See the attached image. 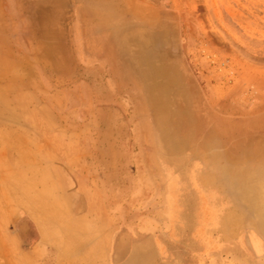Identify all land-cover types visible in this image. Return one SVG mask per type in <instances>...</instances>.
<instances>
[{
	"label": "rangeland",
	"instance_id": "374dc122",
	"mask_svg": "<svg viewBox=\"0 0 264 264\" xmlns=\"http://www.w3.org/2000/svg\"><path fill=\"white\" fill-rule=\"evenodd\" d=\"M0 95V264H151L170 186L264 176V0H0Z\"/></svg>",
	"mask_w": 264,
	"mask_h": 264
},
{
	"label": "crops",
	"instance_id": "0c3cea01",
	"mask_svg": "<svg viewBox=\"0 0 264 264\" xmlns=\"http://www.w3.org/2000/svg\"><path fill=\"white\" fill-rule=\"evenodd\" d=\"M186 190L176 187L167 190L163 231L150 238L151 264H209L215 258L220 264H229L234 256L240 255L249 263L264 264V228L262 231L255 217V191L240 192L234 184ZM208 207L216 212L209 214ZM111 243L109 241L110 248ZM110 248L105 237L101 249H93L95 255L99 250L103 256L90 260L89 264H108ZM120 264H128V261L121 260ZM136 264H141L140 260Z\"/></svg>",
	"mask_w": 264,
	"mask_h": 264
},
{
	"label": "bare ground",
	"instance_id": "6f19581e",
	"mask_svg": "<svg viewBox=\"0 0 264 264\" xmlns=\"http://www.w3.org/2000/svg\"><path fill=\"white\" fill-rule=\"evenodd\" d=\"M154 23V22H153ZM155 30V29H154ZM152 33V32H151ZM155 33V32H154ZM146 63V62H145ZM163 63V62H162ZM165 63H167V62H165ZM161 64V63H160ZM157 65V64H156ZM159 65V64H158ZM168 65V64H167ZM166 65V66H167ZM164 66V65H163ZM173 71V70H172ZM172 71H170V69L169 68H167V67H161L160 69H158V70H156V71H150V70H143L142 71V73H141V78L143 79H145V78H148L149 77V79L153 76L154 77V75H159V76H163V77H165L166 78V76H168L167 78H168V80L167 81H169L171 84L173 83V82H175V81H177L176 80V78H175V76H178L177 74L175 75L174 73H172ZM174 72V71H173ZM177 73H179V72H177ZM139 79V78H138ZM164 80H166V79H164ZM163 81V80H162ZM177 83V82H176ZM148 84V83H147ZM168 84V83H167ZM162 85V84H161ZM149 86V85H148ZM160 86V85H159ZM170 87V86H169ZM156 87H154V90L156 91V93L157 92H159V90H157V89H155ZM152 91V90H151ZM158 94V93H157ZM177 94V93H176ZM5 95V94H4ZM154 95V94H153ZM1 96V95H0ZM175 97L177 96V95H174ZM174 97V98H175ZM1 98V97H0ZM154 98H156V97H154ZM170 98V97H169ZM172 98V97H171ZM170 98V99H171ZM9 99V98H8ZM157 99H159V98H157ZM168 99V98H167ZM166 99V100H167ZM177 99V98H176ZM4 100V99H3ZM156 100V99H155ZM154 100V101H155ZM160 100V99H159ZM158 100V101H159ZM162 101V100H161ZM171 101H172V99H171ZM1 102V101H0ZM17 102V101H16ZM156 102V101H155ZM166 102V101H165ZM168 102V101H167ZM166 102V103H167ZM164 103V102H163ZM162 103V104H163ZM7 104V103H6ZM6 104H3V105H6ZM170 104H172V103H170ZM0 105H1V103H0ZM11 105V104H10ZM9 105V106H10ZM159 105V104H158ZM147 159V158H146ZM17 160V159H16ZM18 161V160H17ZM26 162H28V161H26ZM153 166V165H152ZM202 167V166H201ZM197 168H198V164L197 163H195L194 164V166H193V168H192V175H193V177H195V176H197L196 175V171H197ZM245 169V168H244ZM228 171V170H227ZM246 172V171H245ZM240 173V172H239ZM247 173V172H246ZM237 174V173H236ZM158 175V174H157ZM245 175H247V174H245ZM253 175V174H252ZM238 176V175H237ZM159 177V176H158ZM207 177V176H206ZM197 178V177H196ZM195 182V181H194ZM232 182V181H231ZM238 182V181H237ZM196 185V184H195ZM207 185V184H206ZM221 186V185H220ZM170 187H172V186H170ZM173 187H174V185H173ZM222 187V186H221ZM197 188V187H196ZM172 190V189H171ZM209 191V190H208ZM246 192V191H255V206H256V210H255V217L257 218V223H259L261 226H262V231H263V228H264V176L262 177V178H260V179H258V180H256V181H254L250 186H246V187H243V189H242V192ZM173 193V192H172ZM161 194V193H160ZM201 196H202V194H200ZM243 195H245V194H243ZM46 196H48V198L46 197ZM49 196H50V194L48 193V191L47 192H45V193H41V194H39L38 196H37V198H38V200L39 201H41L40 202V204L41 205H43V206H45V207H49V208H58V211H60V214H63V216H64V205L61 203V201L60 200H58L57 198V200H54V203H52V204H50V202H49V200H50V198H49ZM203 197V196H202ZM215 198V197H214ZM63 199H64V197H63ZM69 199V198H68ZM166 199H167V197H166ZM203 199V198H202ZM212 199V198H211ZM211 199H210V201H211ZM244 199H246L245 197H244ZM44 202V204H42ZM206 202V201H205ZM66 203V202H65ZM225 203V202H224ZM35 203L33 202V199L32 200H27V201H25V206L30 210V212H31V214H33L34 215V217H35V219H36V221H37V223H38V225L41 227V231H42V233H43V237H45L44 235H47L48 234V231H47V229H44V228H42V222H41V219H39L38 217H36V214L34 213V209L32 210L31 208H29L30 206H32V205H34ZM207 204H208V202H207ZM210 204V203H209ZM168 206V205H167ZM172 206V205H171ZM201 206V205H200ZM208 206V205H207ZM215 206V205H214ZM199 207V206H198ZM218 207V206H217ZM233 208V207H232ZM172 209V208H171ZM170 209V210H171ZM175 209V208H174ZM170 210H168L166 213L167 214H169L170 213ZM233 210V209H232ZM172 211V210H171ZM203 211V210H202ZM238 211V210H237ZM174 211H172V213H173ZM207 212L209 213V214H214L216 211H215V209L214 208H212V207H208L207 208ZM203 214V213H202ZM244 214V213H243ZM58 215V214H57ZM234 215V214H233ZM240 215H241V213H240ZM38 216V215H37ZM46 216V215H45ZM197 216V215H196ZM47 217V216H46ZM52 217H54V218H52V220H56V218H58V216H55V215H53ZM235 217H237V216H235ZM244 217V216H243ZM197 218H198V216H197ZM203 218V217H202ZM238 218H240V216L238 217ZM211 219V218H210ZM235 220H237V219H235ZM239 220V219H238ZM198 221V220H197ZM251 221V220H250ZM253 221V220H252ZM229 222V221H228ZM239 222V221H238ZM247 222V221H246ZM250 223V222H249ZM234 224V223H233ZM252 224V223H251ZM239 225V224H238ZM242 225V224H241ZM252 225H254V224H252ZM67 226V225H66ZM71 226V225H70ZM69 226V228H71V230H73V229H75V227H70ZM234 229V228H233ZM236 229H237V227H236ZM239 229V228H238ZM56 230V229H55ZM58 232V231H57ZM56 235V234H55ZM72 235L74 236V235H76V233L75 232H72ZM48 236H49V234H48ZM54 236V235H53ZM209 241V240H208ZM207 241V242H208ZM206 242V243H207ZM229 243V242H228ZM205 244V243H204ZM126 246V245H125ZM224 246V245H223ZM256 246L258 247V241H257V243H256ZM214 247V246H213ZM222 247V246H221ZM223 248V247H222ZM225 248V247H224ZM221 249V248H220ZM153 263V262H152Z\"/></svg>",
	"mask_w": 264,
	"mask_h": 264
}]
</instances>
